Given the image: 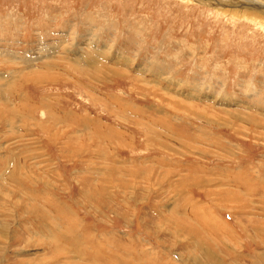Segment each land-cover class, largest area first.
<instances>
[{
    "label": "rangeland",
    "instance_id": "rangeland-1",
    "mask_svg": "<svg viewBox=\"0 0 264 264\" xmlns=\"http://www.w3.org/2000/svg\"><path fill=\"white\" fill-rule=\"evenodd\" d=\"M235 2L0 0V264H194L151 182L264 264V0Z\"/></svg>",
    "mask_w": 264,
    "mask_h": 264
},
{
    "label": "crops",
    "instance_id": "crops-1",
    "mask_svg": "<svg viewBox=\"0 0 264 264\" xmlns=\"http://www.w3.org/2000/svg\"><path fill=\"white\" fill-rule=\"evenodd\" d=\"M185 134V133H184ZM186 136H191L189 131ZM143 172H140V174ZM124 186L126 184L124 183ZM139 190L132 191V198L135 197L133 193L140 192L141 200L147 201V196L153 194L155 198V204L153 203L150 209L149 221L152 222V227H148L144 215L143 222L146 225V233L148 235L156 236L157 238H164L166 247H185V250L179 251L177 254L182 257L184 252L193 254L190 260L194 264H225L220 257H217L219 250L216 247L223 246L224 242H228V234H232L229 230L228 223L217 215L210 214L211 212L205 211L204 213H197L198 209H202L199 203H196L193 199H187L191 203V208L183 210L180 208L179 193H177V200L167 202L169 205L165 207V213H161L159 207H162L159 198L162 196V189L158 188V185H152L151 183H145L140 185ZM109 187V186H107ZM110 188V187H109ZM139 193V195H140ZM138 195V196H139ZM136 198V197H135ZM166 203V202H165ZM171 206H173V215L170 212ZM180 215H184L185 219L180 220ZM184 223H182V222ZM172 246V247H171ZM199 254V255H195ZM167 264V263H165ZM192 264V263H190Z\"/></svg>",
    "mask_w": 264,
    "mask_h": 264
},
{
    "label": "bare ground",
    "instance_id": "bare-ground-1",
    "mask_svg": "<svg viewBox=\"0 0 264 264\" xmlns=\"http://www.w3.org/2000/svg\"><path fill=\"white\" fill-rule=\"evenodd\" d=\"M254 1V3H255V1H257V0H250V3L251 4H248L247 6L246 5H244L243 7H249V10H248V12H250L249 14L250 15H247V16H249L250 18H248V19H250V20H252V21H258L259 20V16L257 17L256 15H254V9L252 8V7H255L254 6V4L252 3ZM214 2L215 3H219L220 5H222V6H224V7H229V6H232L233 8H231L232 9V11H237V9L234 7V5L235 4H237V2H235V0H214ZM242 2H244V1H242ZM246 3V2H245ZM256 3H258V2H256ZM253 4V5H252ZM211 5V4H210ZM237 5H240V4H237ZM258 6H260V9H259V12L260 13H263L264 14V4H262V5H260V4H257ZM241 7H242V5H240ZM232 11H229V12H232ZM246 10H242V11H240V12H245ZM258 11V10H257ZM224 12V11H223ZM253 12V13H252ZM234 14H235V12H233ZM229 14V13H228ZM232 14V13H231ZM241 15H245V13H240ZM258 14V13H257ZM240 16V15H239ZM252 18H254V20L252 19ZM260 22V21H259Z\"/></svg>",
    "mask_w": 264,
    "mask_h": 264
},
{
    "label": "water",
    "instance_id": "water-1",
    "mask_svg": "<svg viewBox=\"0 0 264 264\" xmlns=\"http://www.w3.org/2000/svg\"><path fill=\"white\" fill-rule=\"evenodd\" d=\"M257 1H258V0H257ZM214 3H215V2H214ZM215 5L222 6V5L218 4V3H215Z\"/></svg>",
    "mask_w": 264,
    "mask_h": 264
}]
</instances>
